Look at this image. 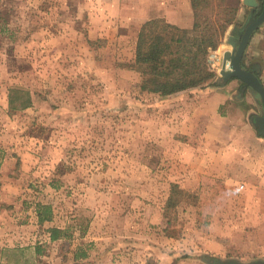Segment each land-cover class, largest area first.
Masks as SVG:
<instances>
[{
  "label": "rangeland",
  "instance_id": "374dc122",
  "mask_svg": "<svg viewBox=\"0 0 264 264\" xmlns=\"http://www.w3.org/2000/svg\"><path fill=\"white\" fill-rule=\"evenodd\" d=\"M72 8V0H0V170L9 164L0 232L11 246L3 264H208L234 253L248 261L231 243L229 256H216L210 241L217 203L230 202V216L238 210L204 173L203 130L188 124L198 93L141 91L128 67L132 42L89 33ZM202 17L213 20L211 7ZM14 89L29 92V108L9 109ZM14 94L18 107L26 96ZM171 183L193 203L165 211ZM37 203L51 207L50 223H37ZM52 226L67 237L49 242ZM37 243L39 255L29 250Z\"/></svg>",
  "mask_w": 264,
  "mask_h": 264
},
{
  "label": "crops",
  "instance_id": "0c3cea01",
  "mask_svg": "<svg viewBox=\"0 0 264 264\" xmlns=\"http://www.w3.org/2000/svg\"><path fill=\"white\" fill-rule=\"evenodd\" d=\"M72 1L74 19H86L89 33H118L121 41L128 40L134 46L139 29L147 21L164 19L180 28H190L192 24L190 0ZM236 1L235 21L228 27L218 48L208 56L214 76L203 89L185 92H197L200 97V101L193 105L195 113L188 119V124L193 123L192 130H203L201 138L204 140V165L207 167L204 173L215 176L214 182L218 187L234 194L233 209L238 210V213L230 216V202L226 204L223 200L222 204L217 203L218 211L211 222V225L217 226V233L210 241L217 242L216 256L230 255L226 253V243H231L234 249L237 246L236 249L243 251L238 256L249 259L242 261L232 253L234 260L245 264L264 262V136L253 124L254 118L263 115L258 94L244 88L238 79L223 84L219 75L223 53L232 50L229 38L237 37V32L244 29L252 12V8L246 4L251 0ZM255 1L259 4L253 11L256 16L261 0ZM241 66L244 70L253 71L264 88V23L252 34ZM7 164L5 160L0 170L4 175L8 174ZM221 200L218 198V201ZM3 239L0 232V264L4 263L6 251L11 247L3 244ZM29 250H35V246Z\"/></svg>",
  "mask_w": 264,
  "mask_h": 264
},
{
  "label": "trees",
  "instance_id": "16d2710c",
  "mask_svg": "<svg viewBox=\"0 0 264 264\" xmlns=\"http://www.w3.org/2000/svg\"><path fill=\"white\" fill-rule=\"evenodd\" d=\"M228 1L190 0V28H180L164 19H153L141 26L136 36L134 59L128 65L130 70L138 74L141 91L168 97L196 88L203 89L210 83L214 74L210 70L207 57L218 48L237 14V7L228 4ZM207 6L211 7L213 20L210 17H202V9ZM13 94L26 96L18 107L13 106V103L17 102ZM8 105L11 111L29 108V92L18 89L10 91ZM183 199L188 202L191 200L192 203L194 200L188 192L171 183L164 210L174 211ZM35 216L39 225L50 223L51 207L47 204H35ZM47 233L51 242L67 237V230L59 227L52 226L47 229ZM40 245H35L37 255L41 253ZM73 257L75 260L84 259L86 254L77 252Z\"/></svg>",
  "mask_w": 264,
  "mask_h": 264
},
{
  "label": "water",
  "instance_id": "95a60500",
  "mask_svg": "<svg viewBox=\"0 0 264 264\" xmlns=\"http://www.w3.org/2000/svg\"><path fill=\"white\" fill-rule=\"evenodd\" d=\"M246 4L252 8L251 16L248 18L244 29L237 32V37L229 38V44L232 50L223 53L219 75L223 84L231 79H238L244 84V88H250L258 94L263 108V115L254 118L253 124L255 128H257L259 134L264 136V88L253 71L244 70L241 66L244 50L252 34L264 23V1L260 13L256 16L253 11L255 8L259 7V4L255 0L247 1ZM227 64L229 70H226ZM206 261L208 264H242L235 260L221 261L218 258H206ZM248 264H264V262L255 261Z\"/></svg>",
  "mask_w": 264,
  "mask_h": 264
},
{
  "label": "flooded vegetation",
  "instance_id": "af4514ba",
  "mask_svg": "<svg viewBox=\"0 0 264 264\" xmlns=\"http://www.w3.org/2000/svg\"><path fill=\"white\" fill-rule=\"evenodd\" d=\"M262 3L263 2H260V9H261ZM259 13H260V10L258 11V13L256 15H258Z\"/></svg>",
  "mask_w": 264,
  "mask_h": 264
},
{
  "label": "built area",
  "instance_id": "2783aa9c",
  "mask_svg": "<svg viewBox=\"0 0 264 264\" xmlns=\"http://www.w3.org/2000/svg\"><path fill=\"white\" fill-rule=\"evenodd\" d=\"M226 70H229L228 64H227Z\"/></svg>",
  "mask_w": 264,
  "mask_h": 264
}]
</instances>
